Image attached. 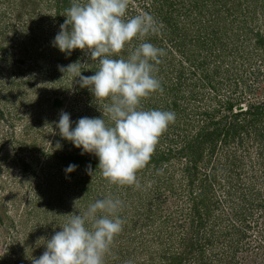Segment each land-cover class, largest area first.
I'll use <instances>...</instances> for the list:
<instances>
[{"label": "rangeland", "instance_id": "rangeland-1", "mask_svg": "<svg viewBox=\"0 0 264 264\" xmlns=\"http://www.w3.org/2000/svg\"><path fill=\"white\" fill-rule=\"evenodd\" d=\"M150 2L132 0L129 11L136 10L137 15L144 9L143 5L147 7ZM261 5L260 2L255 9L250 8L252 13L256 10L255 20L238 18V12L234 14V25L228 23L230 29L218 44L219 49L211 52L199 50V57L207 61L203 70L212 79L210 84L208 80L196 82L194 77L191 79L197 83L195 97L190 96L191 89L187 86L191 77V70L187 68L193 59L191 62L182 60L174 52L161 59L163 67L160 71L165 73L166 85L176 83L180 69L188 72L178 93L180 107L198 112L217 108L221 99H237L242 105L262 100L264 53L254 46L255 33L259 31L264 36V8ZM56 9L55 0H0V44L5 48V60L0 61V105H4L6 118L11 124L0 123V145L10 143V137L14 140L13 144L10 143L11 152L6 153L4 146L0 153V203L3 207H0V264L3 260L6 264H31L32 258H38L45 251V241L61 230L60 226L71 214L82 213L95 198L107 196L123 201L120 217L125 223L105 257V264H165L170 255L185 249L184 244L189 242L204 245V258L214 264H264V205L243 207V212L249 216L244 223L245 235L230 225L226 227L225 219L221 220V225L229 229L231 235L220 234L219 227L212 228L211 234L209 232L215 217L218 216L216 219L219 220L225 218L231 211L229 207L237 208L238 201H242L237 193L233 200L221 202L219 208L213 207L206 227L191 233L190 218L186 213L190 210L191 198L180 179L183 161L173 160L162 164L160 169L150 166L139 170L140 187L137 188L112 184L99 169L96 172L91 170L93 173H89V177L77 169L70 174L65 171L69 162L64 165L48 159L53 152H60L61 156L64 152L95 156L87 152L82 154L81 148L61 137L56 125L63 111L70 114L74 128L79 118L90 117V107L102 112L108 121L103 106L111 103L109 99L95 98L92 92L88 96L74 94L78 77L73 78L72 73L65 75L60 70L65 67L59 61L63 60V52L54 46V37L61 25ZM243 27H249L251 32L245 33ZM201 72L197 70V75H202ZM235 82L239 85L236 89ZM162 94L155 99L156 102L162 100ZM148 99L142 100V106H149ZM180 124L184 127V117ZM171 128L170 124L155 150L167 147L176 133L180 134ZM58 146L62 150L57 149ZM257 149L258 145L251 146L249 155L244 156L248 166L240 184L251 183V179L255 182L261 180L264 172L261 171L262 165L259 168L255 163ZM225 151L232 150L223 148L221 153ZM21 160L29 165L26 173L20 170ZM254 163L256 167L251 168L249 165ZM217 173L222 172L218 169ZM252 173L259 179L250 176ZM257 189L258 199L262 198L264 202L262 186H254V190ZM220 191L223 193L222 187L214 192L217 200L223 199ZM207 236L210 242H205ZM196 255L184 264H195Z\"/></svg>", "mask_w": 264, "mask_h": 264}, {"label": "trees", "instance_id": "trees-1", "mask_svg": "<svg viewBox=\"0 0 264 264\" xmlns=\"http://www.w3.org/2000/svg\"><path fill=\"white\" fill-rule=\"evenodd\" d=\"M238 1H236V5L234 0H151L150 3H147V7L143 5L144 9L140 11L151 13L162 25L158 33L144 39L157 47L164 48L166 55L167 53L172 54L174 52L182 60L191 62L193 59L191 64L193 67L189 65L187 68L192 73H190L191 77L189 82H187V86L191 89L188 93L192 97H195L194 89L197 86V81L203 82L204 80H208V84H210L209 80L212 79L203 70L207 67L205 65L207 61L206 58L199 57V50L211 52L219 49L218 44L222 43V39L228 34L227 30L230 29L228 23L234 25L232 22H234V14H237V12L238 18L251 21L257 18L255 17L256 10L253 13L250 10L255 9L260 2L262 3L261 7L264 8V0H251L249 4V0ZM55 2L57 6L56 17L62 24L66 19L65 10L70 7L71 0H55ZM128 15L129 17L136 15V10H133V13L132 9L131 11L128 10ZM243 28L245 33L251 32L249 27ZM254 36L256 41L255 48L261 49L264 53V36L259 31ZM144 39L134 38L130 44L126 45L119 56L127 58L135 47L144 42ZM4 52L5 48L0 44V61L5 60L3 58ZM166 55L161 57V59L166 57ZM62 57L63 60L59 61L65 68L78 60L81 63H85L82 69V74L85 76L93 75L94 71L99 67L98 61L92 60L85 51L80 49L72 50L71 55L63 53ZM182 62L185 63L184 61ZM157 67L158 72L156 75L158 77V73H160L162 76H159V79L163 92L157 91L145 98L144 100L149 98L150 100H154V102L152 103L148 99L149 106L143 105V108L145 110L161 109L173 111L176 114V119L174 123H171V129L180 134L176 133L175 138L170 141L171 143L167 147L156 149L145 168L151 166L154 169H160L162 164L173 160L183 161L180 166V179L185 183L184 185L187 187L189 197L191 198L190 210L186 212L190 218L188 219V224L191 226V233H195L206 227L207 223H209L210 212L213 207L219 208L221 202L233 200V195L237 193L238 197L242 199V201H238L237 208L233 205L229 207L231 211L227 213L225 218L219 220L216 219L218 216L215 217V221L213 220L209 232L211 234L212 228L214 230V228L219 227L220 234L231 235V231L221 225L223 222L221 220L225 219L228 223L226 227L230 225L232 228H236L242 235H245L244 223L249 216L243 212V207L249 209L254 205H256L254 207H263L264 205V202L261 201L262 198L258 199V189L254 190V186L256 185L262 186L261 193H264V173L260 176L261 180L255 182L251 179V183L243 182L240 184L242 175L246 174L245 170L248 166L247 162L244 161V156L249 155V149L253 145H258V149L255 151L257 154V162L255 163L259 168L262 165L261 171L264 172V144H261L264 141V97L262 100L247 102L244 105L237 99L227 98L225 101L221 99L218 100L219 105L217 108L198 110V112L193 109L187 110V107H180L178 93L181 89L180 85L184 84L188 72H182L180 69L176 77V83L166 85V76L165 78L163 77L165 73L160 71L163 67L162 64L160 63ZM197 70H201L203 72H201L202 75H197ZM63 73L68 75L70 72L65 71ZM193 77L196 81L195 83L191 80ZM75 86V95L83 93L88 96L91 92L88 87H81L79 83H76ZM234 86L236 89L239 85L235 82ZM161 94L162 100L156 102L155 99ZM3 107L4 105H0V123L9 122ZM88 109V112L91 113L90 118L102 117V112L92 107ZM196 115L197 117H195ZM183 117L185 122L184 127L180 124ZM9 125L11 126L10 122ZM193 129L195 131L191 132ZM178 135L179 138L177 139ZM180 135L182 140L180 139ZM9 141L12 144L14 143L11 137ZM59 141L61 140L59 139ZM10 143L7 145L5 142L2 143V147L5 146L6 153L11 152ZM2 147L0 145V153L3 152ZM223 148H227V150L231 149L232 151H225L222 154ZM57 149L62 150L59 146ZM49 150L51 151L50 148ZM48 159L51 162L62 163L64 165L68 162L69 164H75L77 165L76 169L78 172H84L87 176L89 174V166L95 172L99 169L97 167L98 158L91 155L85 157L79 154H66L64 152L61 156L60 152L58 154L53 152ZM1 160L2 158H0ZM255 163L249 166L251 168L256 167ZM28 167L29 165L24 160L20 161V170L22 172L26 173ZM218 169L222 172L221 174L217 173ZM74 172L75 170L70 172V174ZM250 176L259 179L255 173H252ZM221 187L223 193L220 192L223 199L219 198L217 200L214 192H217ZM0 207H2V203H0ZM1 210L5 212V209ZM207 239L205 242H210V238L209 240ZM203 246L195 242L185 243V249L170 255L165 264H184L194 254H197L195 264H214L207 258H204ZM234 255L235 252L232 254V257ZM3 264H6V260H3Z\"/></svg>", "mask_w": 264, "mask_h": 264}, {"label": "clouds", "instance_id": "clouds-1", "mask_svg": "<svg viewBox=\"0 0 264 264\" xmlns=\"http://www.w3.org/2000/svg\"><path fill=\"white\" fill-rule=\"evenodd\" d=\"M132 0H71L65 21L54 37V46L71 55L85 51L98 61L93 75L85 76V63L79 60L61 67L78 77L104 104L103 116L81 117L73 128L70 114L61 112L56 127L62 138L98 158L101 175L112 184L140 187L137 173L150 162L161 135L175 122L173 111L147 109L142 100L154 92H163L157 77L165 49L148 42L146 37L159 32L161 24L143 11L128 16ZM134 38L144 39L127 58L119 56ZM51 131H54L53 129ZM77 168L69 164L65 171ZM92 175L91 167H88ZM123 201L112 196L98 197L79 214H71L60 231L45 241L46 249L31 264H105L114 239L123 230L120 217Z\"/></svg>", "mask_w": 264, "mask_h": 264}]
</instances>
